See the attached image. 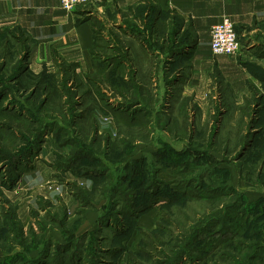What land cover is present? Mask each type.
I'll return each instance as SVG.
<instances>
[{
    "label": "rangeland",
    "instance_id": "374dc122",
    "mask_svg": "<svg viewBox=\"0 0 264 264\" xmlns=\"http://www.w3.org/2000/svg\"><path fill=\"white\" fill-rule=\"evenodd\" d=\"M86 7L79 20H92L97 35L90 68L66 70L54 48L41 50L26 32L21 43L15 28L0 31V264H168L184 246L188 258L178 264H264L262 93L237 110L218 78L209 96L225 99L207 98V112L188 98L178 102L165 89V74L178 66L166 61L174 45L152 28L151 10L120 12L113 0L77 8ZM86 76L110 83L98 90ZM35 141L33 154L14 164ZM37 160L51 168L45 181L2 183ZM183 182L193 193L234 192L213 207L183 201ZM150 184L172 201L119 214L149 200L142 190ZM234 200L236 213L223 217ZM214 216L209 233L182 242V224Z\"/></svg>",
    "mask_w": 264,
    "mask_h": 264
},
{
    "label": "crops",
    "instance_id": "0c3cea01",
    "mask_svg": "<svg viewBox=\"0 0 264 264\" xmlns=\"http://www.w3.org/2000/svg\"><path fill=\"white\" fill-rule=\"evenodd\" d=\"M113 5L120 12L153 14L152 28L166 31L162 35L165 41L171 37L174 47L171 55L168 50L166 61L168 66H178L165 74V89L177 92L178 102L188 98L207 112L212 103L205 104L206 99L218 96L240 110L253 105L251 99L257 90L264 103V0H113ZM83 11L87 7L66 11L60 0H0V31L21 27L41 50L54 48L78 71L92 66L95 43L92 20H79ZM224 17L233 21L238 33L241 49L236 55H215L211 50V28ZM218 78L225 98L209 96ZM45 162L37 160L30 171L19 175L12 188L33 186L52 176Z\"/></svg>",
    "mask_w": 264,
    "mask_h": 264
},
{
    "label": "trees",
    "instance_id": "16d2710c",
    "mask_svg": "<svg viewBox=\"0 0 264 264\" xmlns=\"http://www.w3.org/2000/svg\"><path fill=\"white\" fill-rule=\"evenodd\" d=\"M143 8H145V7H143ZM10 33L15 37L16 40L19 39V41L21 43H25V40L22 41L21 38H23V36H25L26 34H25V31L21 29V27H16L14 30H11ZM95 37H97L96 31H95ZM94 45H95V43H94ZM25 49H27V47H25ZM91 53L94 56V54H95L94 53V48L91 49ZM58 57L60 59H62V57H60V56H58ZM62 60L64 61V59H62ZM64 65H66V70H70V71L73 70V71H75V69L71 68L68 64H65V61H64ZM86 78H87V80H90V82L95 87H97L98 90L101 89V83H102V81H107L108 83H110L108 77L106 78V76L104 78H101V77H98L97 76L95 79H92V80L88 76H86ZM120 93L123 94L122 92H120ZM255 113L258 114V112H256V111H255ZM45 132H46V130L44 129V131L41 132V133H45ZM37 139H38L39 143H41L42 138L40 136H38ZM36 141L33 142V143H30L29 144L30 146L28 147V149L25 152H22V153L17 154V157L14 158L13 163L18 166L19 162L22 161V158H24L25 154L26 153L28 154L29 151H31L30 153L32 155L33 152H34V150H35V146L34 145H35ZM249 142L251 143V145L249 146V148H251V146L253 144V139L250 140V141H247L246 144H248ZM248 149L246 151H248ZM243 155H242V157H243ZM2 160L3 159H0V162H2ZM4 168H6V166H4V164H3L2 170ZM0 170H1V168H0ZM15 170L17 171V173H15V174L12 175L13 178H11V180H7V179H10V178L8 176H6V178H4V180L2 181L3 184H6L7 185V188L8 189H11L14 186V184L16 182V179L20 175L18 173L17 168H15ZM158 176H160L165 181L170 178V177H166V175L164 173H162V172H159L158 173ZM171 177H173V176H171ZM184 183L185 182H183L182 185H177V187H176V191L177 192L179 191L181 193L180 197H182V200L183 201H184V198L187 199V200H190V199L193 200V199L199 198V199L207 200L213 207H215V205L218 203L217 202L218 201L217 199L223 198L224 196L230 195V194H232L234 192L233 190H231V192H225V191H223V192H220L219 194L217 192L215 194L193 193V192H189L187 190V187H186L187 184L185 183L186 185H183ZM116 191H118V190H116ZM159 192L160 191H158L157 187H155L154 185L150 184L147 188H144L142 190V193L143 194H146L147 196H150L149 200H147L146 202H143V203H141L142 201L139 202V203H133V204L129 205L128 208H125V209L121 210V212L119 211V214L131 215V214H133L137 210H143V209L146 210V209L152 208L153 206H156L160 202L163 203L162 205H167V204H169L170 201H172L171 199L164 198L163 196H161ZM117 194H119V193H117ZM234 203H235V200L233 202H231L226 207L225 212L223 214V217L225 215H227L228 213H230L231 211H234V213H236L235 212L236 209H235V204ZM227 211H228V213H227ZM223 217L221 218L220 221H223ZM219 219L220 218H218V216L217 217L214 216L211 220H208L207 223L199 222V223L190 224V223L185 222L180 227V237H181L182 242L186 244L189 240L192 239L189 242V243H191L195 239H199L202 234L209 233V232H206L207 230H209L206 226L209 224V222H217ZM234 219H237L238 220V218H234ZM240 220L241 221H244V218L242 217ZM263 241H264V239L262 238V240L260 242H263ZM262 247H264V246H261L259 248H262ZM256 248H257V246L255 247V249ZM186 249H188L187 246H184L183 249H181L180 252L177 255H175L174 257L171 256L169 258L170 261L168 262V264H178L180 260H183L184 258H188L187 257V254H186ZM255 255L256 254L254 253L252 256L254 257ZM58 263H60V264H67V262L65 261L64 258L59 259Z\"/></svg>",
    "mask_w": 264,
    "mask_h": 264
},
{
    "label": "built area",
    "instance_id": "2783aa9c",
    "mask_svg": "<svg viewBox=\"0 0 264 264\" xmlns=\"http://www.w3.org/2000/svg\"><path fill=\"white\" fill-rule=\"evenodd\" d=\"M91 0H60L66 11H73ZM241 49V43L233 21L224 17L211 28V50L215 55H236Z\"/></svg>",
    "mask_w": 264,
    "mask_h": 264
},
{
    "label": "water",
    "instance_id": "95a60500",
    "mask_svg": "<svg viewBox=\"0 0 264 264\" xmlns=\"http://www.w3.org/2000/svg\"><path fill=\"white\" fill-rule=\"evenodd\" d=\"M250 145H251V143L249 142L248 144H245V146H243V149L239 153L237 159H240L242 157V155L245 153V151L249 148Z\"/></svg>",
    "mask_w": 264,
    "mask_h": 264
}]
</instances>
